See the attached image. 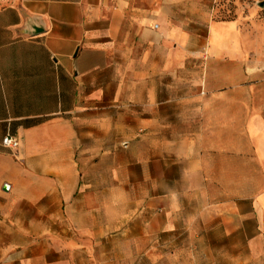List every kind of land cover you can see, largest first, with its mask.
Returning <instances> with one entry per match:
<instances>
[{
  "label": "crops",
  "instance_id": "crops-1",
  "mask_svg": "<svg viewBox=\"0 0 264 264\" xmlns=\"http://www.w3.org/2000/svg\"><path fill=\"white\" fill-rule=\"evenodd\" d=\"M214 1L0 9V264H264V18Z\"/></svg>",
  "mask_w": 264,
  "mask_h": 264
},
{
  "label": "rangeland",
  "instance_id": "rangeland-1",
  "mask_svg": "<svg viewBox=\"0 0 264 264\" xmlns=\"http://www.w3.org/2000/svg\"><path fill=\"white\" fill-rule=\"evenodd\" d=\"M15 0H0V9L12 5ZM214 14L218 18L261 17L264 18V0H215Z\"/></svg>",
  "mask_w": 264,
  "mask_h": 264
},
{
  "label": "built area",
  "instance_id": "built-area-1",
  "mask_svg": "<svg viewBox=\"0 0 264 264\" xmlns=\"http://www.w3.org/2000/svg\"><path fill=\"white\" fill-rule=\"evenodd\" d=\"M3 145L6 148H9L11 150H16L19 148L20 146V140L18 137L13 136L11 134H7L2 141Z\"/></svg>",
  "mask_w": 264,
  "mask_h": 264
},
{
  "label": "water",
  "instance_id": "water-1",
  "mask_svg": "<svg viewBox=\"0 0 264 264\" xmlns=\"http://www.w3.org/2000/svg\"><path fill=\"white\" fill-rule=\"evenodd\" d=\"M6 187V186H5Z\"/></svg>",
  "mask_w": 264,
  "mask_h": 264
}]
</instances>
